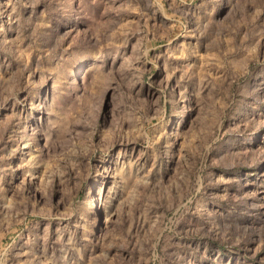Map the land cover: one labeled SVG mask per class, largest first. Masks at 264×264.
Returning <instances> with one entry per match:
<instances>
[{
    "label": "rangeland",
    "instance_id": "obj_1",
    "mask_svg": "<svg viewBox=\"0 0 264 264\" xmlns=\"http://www.w3.org/2000/svg\"><path fill=\"white\" fill-rule=\"evenodd\" d=\"M0 264H264V0H0Z\"/></svg>",
    "mask_w": 264,
    "mask_h": 264
}]
</instances>
